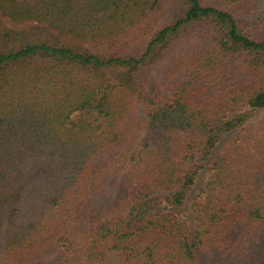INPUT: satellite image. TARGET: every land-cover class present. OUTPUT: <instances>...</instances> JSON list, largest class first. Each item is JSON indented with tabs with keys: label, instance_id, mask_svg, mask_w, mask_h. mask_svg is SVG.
Listing matches in <instances>:
<instances>
[{
	"label": "trees",
	"instance_id": "obj_1",
	"mask_svg": "<svg viewBox=\"0 0 264 264\" xmlns=\"http://www.w3.org/2000/svg\"><path fill=\"white\" fill-rule=\"evenodd\" d=\"M262 109L264 0H0V264H264Z\"/></svg>",
	"mask_w": 264,
	"mask_h": 264
},
{
	"label": "rangeland",
	"instance_id": "obj_2",
	"mask_svg": "<svg viewBox=\"0 0 264 264\" xmlns=\"http://www.w3.org/2000/svg\"><path fill=\"white\" fill-rule=\"evenodd\" d=\"M263 123H264V109L259 110V111H257V112L255 113L254 118L252 119V121H250V124H249L248 129H249V130H250V129H251V130L257 129V128L261 127V126L263 125ZM238 134H239V133H234V134H232V135H229V136L224 140V143H223V144H225V143L228 142V141H231V140L235 139V138L238 137V136H242V135L245 136V135H247V132H243V133H241L240 135H238ZM203 178H204V174L202 175V178H201V180H200V182H199V184H198L197 190H198V188L203 184ZM197 190H195V192L191 195V197L189 198V200H188V202H187V204H186V208H187L188 210L191 208V204H192L194 198L198 195ZM192 218H193L192 216L189 217V219H192Z\"/></svg>",
	"mask_w": 264,
	"mask_h": 264
}]
</instances>
